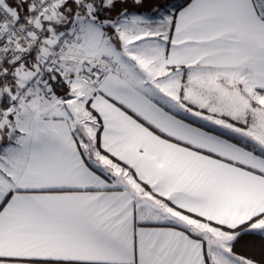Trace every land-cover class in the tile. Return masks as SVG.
<instances>
[{"label":"snow or ice","instance_id":"6c2138e0","mask_svg":"<svg viewBox=\"0 0 264 264\" xmlns=\"http://www.w3.org/2000/svg\"><path fill=\"white\" fill-rule=\"evenodd\" d=\"M0 264H264V0H0Z\"/></svg>","mask_w":264,"mask_h":264}]
</instances>
